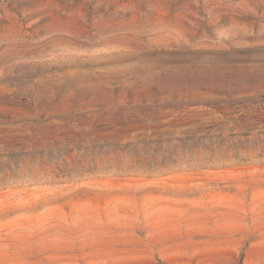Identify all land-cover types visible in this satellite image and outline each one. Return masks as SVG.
Instances as JSON below:
<instances>
[{"label": "rangeland", "instance_id": "rangeland-1", "mask_svg": "<svg viewBox=\"0 0 264 264\" xmlns=\"http://www.w3.org/2000/svg\"><path fill=\"white\" fill-rule=\"evenodd\" d=\"M0 264H264V0H0Z\"/></svg>", "mask_w": 264, "mask_h": 264}]
</instances>
